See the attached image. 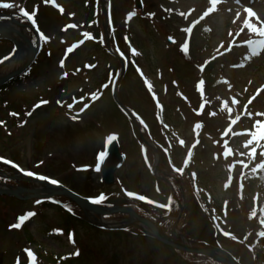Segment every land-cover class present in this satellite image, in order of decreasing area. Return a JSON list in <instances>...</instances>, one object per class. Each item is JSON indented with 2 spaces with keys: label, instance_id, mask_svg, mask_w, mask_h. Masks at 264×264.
<instances>
[{
  "label": "rangeland",
  "instance_id": "1",
  "mask_svg": "<svg viewBox=\"0 0 264 264\" xmlns=\"http://www.w3.org/2000/svg\"><path fill=\"white\" fill-rule=\"evenodd\" d=\"M5 1L20 3L27 9H30L28 5L34 6L33 4H35L33 0ZM42 1L44 2V0ZM65 1L68 8L65 17L58 11L46 12L45 10H42L43 12L39 16V21L41 22L38 21L46 34H50L53 37L52 40H47L46 46L57 49V51H62L65 44L70 45L75 41V37H71L73 33L81 35L83 32V27L80 22L78 27L73 28L70 34L65 38L66 31L62 30L72 28V25L68 27L67 23L73 24L74 21L77 20L74 13L82 15L81 17L78 15V21L88 20V16H86L87 11L82 10L79 0ZM143 1L146 2L147 5L142 12V22H140V24L132 22L135 21L133 19L134 14L132 10L134 9V6L132 0L110 1L113 5L112 13L115 16L118 25L121 27L120 35L125 32H132L133 36L138 35L141 40L145 42L147 51L150 49L152 51V45H150L151 39L152 36L156 34V38L160 45L157 64L160 69L153 67L154 69L152 68L150 71V74L152 75H150V78L153 81L155 88L161 93L162 99L166 103L167 110H170V120L173 121L177 128L176 130L181 132L182 134L180 135L187 139L185 145L190 144L186 155H188L189 150H191L188 159L191 160L190 157L193 158L192 168L197 171L199 184L205 187L209 195L217 198L218 202H226L227 199L229 200L231 198L232 194L227 191L224 192L223 189L229 184L230 177L239 173V162L244 161V165H246L247 162L236 155L235 158H232L230 146L236 142L235 139L233 141L217 140L219 139L218 135L220 133L230 130L232 131L236 128L235 125H232L233 119L236 115L229 117L227 113H225V108L221 107V104L219 108L218 105L220 100L215 95V93H220L221 89L226 88V86L224 84L221 86L218 85L217 82L220 79H212L213 81L204 80L208 86L214 83L213 91L215 93H213L212 90L208 92L210 101L204 107L205 109L202 115L197 116L191 113L189 114V110L185 104L190 103L191 107L196 108L200 101V99L197 98L195 83H199L200 80H197L201 78V73H198L199 75L197 76L198 71H196L195 65H193L184 75L182 73L183 66L187 67V65H189L181 54L185 50L182 47H171L168 45L167 41L168 37H174L177 40L178 46L185 44L184 35L187 33L182 31H184V28L188 23L187 21L185 22L186 12L187 8L195 0H181L174 2V4L169 6V8H171L169 14L163 12V8L166 4L165 1ZM226 3L228 8L219 9L218 13L213 16L210 15L209 18L211 23H216L220 26L215 29L216 35L212 40L213 46L216 45V48L223 46V44L229 45L230 41L241 43L243 40L242 34L238 39L237 37L234 38L236 30L240 28L241 24H243L242 19L236 16V13H240L242 9L237 7L236 0H226ZM258 5L254 7L256 15L257 17L264 18V11H258V8L264 10V0H261ZM230 8L233 10L231 11ZM29 11L31 13V10ZM130 13H132V15H129ZM163 15L166 16V19L164 23H160L159 17ZM194 19V17L188 18L190 21H194ZM232 25L234 26L232 27ZM231 28L233 29L232 31L230 30ZM251 35L252 34L246 33L245 38L251 37ZM127 41L128 40L125 39L123 42L122 39L118 42L120 44L122 43L124 47H127L125 45V42L127 43ZM220 42H223V44L220 45ZM193 43V50L195 49V46H197L195 43L201 44L199 41H194L191 44ZM236 47L237 46H234L233 50ZM256 47L259 46L256 45ZM9 49V45L0 43V57L8 53ZM216 52V50L209 51L208 53H196L193 51L192 54H198L195 63L203 66V63ZM263 52L264 49L259 47L257 52H254L258 54L253 53L256 57L251 56L248 52H244L237 57L231 55L224 58V61L229 63L234 61L233 59L237 61L239 56H243V61L251 60V62L260 69L263 67L262 70L259 69L255 73H253L254 68L252 67L247 70H242V72H238L244 64L242 63L239 65V63H234V66L231 65L234 72L227 71L228 75L234 79L238 90L235 91L233 87L231 88L230 84L232 83L227 80L226 85L230 87L232 93L231 90L224 89L221 91L220 96L226 97L227 100L232 99V96L239 98V100L244 98L243 104H238V107H240L239 111L244 110L245 102L253 96V91L264 81V54L261 56ZM233 53L237 54L238 50H235L232 54ZM85 60L95 62V67L91 69V71H86L85 75L79 76L75 66H82V63ZM111 60L114 61L112 58ZM111 60L109 59L108 63H110ZM142 61L143 60H141V63L143 65ZM39 64H41V67L33 71V94L24 101H28L32 98L35 99V94L41 95V91H44L45 89V92L47 93L45 97H49L50 100L53 101L55 95L61 92L64 94L65 92L70 91L71 86H74L71 88L72 90L76 89L75 92L78 94V87L82 88L90 97V102L94 103L102 92L98 89L99 84L107 80L105 59L101 55V51L92 44L81 49V51L70 60L72 70L69 72V76L63 77V79L61 78L62 80L57 79L56 83L49 79L50 81L47 86L45 84L42 85L44 79L46 77L48 78L47 73L40 74L44 71L43 67H47L46 59L43 54L38 59V65ZM143 66L148 67L147 63ZM231 67H228V70H230ZM200 70L201 67L199 68V71ZM48 74L51 75L52 73L48 72ZM137 75V70L130 73V78L127 79L122 88H120L123 97L127 98L132 103L130 105L128 103L127 105L129 106H135L142 102V100H140L139 90L134 87L137 83ZM175 84L177 85L175 86ZM245 84L250 85V89L246 92L244 88ZM28 85L29 82L19 84L21 89L20 92H24L25 95H28L27 92L22 91ZM6 93V99L4 101H8L9 103L6 104V106L2 105L0 109V113L4 115V118H7V112L10 108L14 109L18 107V103L12 104L15 103V101H11L18 96V91L16 90V92L13 93V89L10 88ZM92 93L96 94L95 97L91 95ZM121 99L124 101L122 97ZM100 100L95 103L89 112L79 117L81 121H75L74 119V123L71 122L73 121L72 115L70 116V122L65 119L64 108L60 109L55 107L50 116H45V114L40 116V120L44 118L43 120L38 122V117L31 119V122L34 123V125L37 124L34 131L27 129L29 128L28 126L22 127L27 120L26 115L31 110L27 111L24 119L20 122L21 129L19 134H12L11 137H8L6 132L3 133L0 130V133L2 134L0 135V155L10 158L22 168L30 169L55 178L71 187L76 192H80V194L82 193L84 196L98 197L100 194L108 196L115 190L102 184L100 166L99 170H97V165L100 163V159L98 158L99 153L101 151L104 152L105 150L108 133L116 131L121 134V145L125 148L124 151L127 150L126 163L124 164V167L118 171V176L122 179V185L124 186L122 187L138 192L140 191L149 196L153 194L156 197L158 196L160 200H165L169 192L167 186H165L164 183H160L158 188L154 190L153 176H151V173L148 172L147 167H145L141 161L139 155V150H141V148L131 134V126L127 121H121L122 119L119 117L118 113L112 109V101L110 99L109 91H107L105 97L101 101ZM234 100L235 103H237V100ZM253 105L255 109L258 110L257 116L264 118V115H259L264 114V96L257 102H254ZM60 106L62 107V105ZM228 106H231L230 103H228ZM135 107L139 111H142L150 120L152 119L150 116V107H146V109L141 108L139 105ZM67 109L71 110L68 107ZM183 111H185V118ZM248 112L249 110L245 112V115L248 114ZM202 122H204V126L201 127V131L197 132V128L194 130L193 123L201 124ZM155 128V130H157L159 127L157 126ZM176 130H173L174 138L179 135ZM191 130L194 132L193 135ZM197 134L199 143L198 146L193 149L192 145L196 142L195 137ZM241 136H247L242 140V147L245 149L244 145L249 139H251V136L248 135V133L242 134ZM185 149L186 148H184V150ZM225 153H227V155H225ZM154 160L152 161V164ZM237 161L238 163L236 164ZM29 187H37V184ZM118 187L119 186H117V188ZM160 192L161 194L159 196L158 193ZM121 198L122 196L118 197L119 200H122ZM63 201H66V199H63ZM234 203L236 202L231 203L230 207V224L232 223L233 214L236 218L234 225L231 224L232 227H234V230H232L241 235L251 227L250 223L246 221V212L248 208L244 206L241 208L238 203H236L237 211L234 212L232 211V208L235 206ZM29 208H33V206L28 202L0 197V252L4 255V257H0L5 260L3 261L0 259V264H12L14 259L24 255L26 256V249L27 251L30 250L33 255H35L34 248L36 245L38 248H41V253H52L54 256L56 255L59 257L71 256L74 249L67 239V232L69 230H76L75 232L77 233H75L76 235L73 233L70 235V239L74 243L76 250L74 252L75 259L70 261L69 264H187L179 259L180 256L178 254H175L177 255L175 257L171 251L159 246L156 242L143 240L139 237H131L134 234L125 235L118 234L119 232L89 231L87 226L79 221L77 222L72 216H63L61 213H56L51 210H42L41 208L38 217L35 219L36 222L28 224L29 227L36 228L43 224L45 220H49L50 228L59 227L63 229H59L60 232L58 235L50 236H43L41 229H34V239L36 240L34 242L35 245L32 243L33 239L28 226L22 229H19L20 227H14V225L18 223L17 220L20 215L23 214L22 212ZM31 210L38 211V208L35 207ZM28 213V211L25 212V215ZM74 214H80V210L74 209ZM41 215L42 217H40ZM191 215L194 223L200 222V219L193 216V212ZM86 217L91 218L92 216L88 215ZM187 218L189 219V216ZM27 223L28 221L23 223V225ZM210 226V222L209 226L207 223H205L204 226H200L204 232H200V237L204 239L211 237L209 235ZM43 229L47 231L46 227H43ZM101 233L112 234V236ZM210 233L212 235L211 228ZM29 242L32 243L30 246H28L30 244ZM161 249L164 250L161 251ZM244 256L245 257L242 258L244 264L252 263L250 262L249 254L247 252H245ZM28 259H30L29 256Z\"/></svg>",
  "mask_w": 264,
  "mask_h": 264
},
{
  "label": "snow or ice",
  "instance_id": "2",
  "mask_svg": "<svg viewBox=\"0 0 264 264\" xmlns=\"http://www.w3.org/2000/svg\"><path fill=\"white\" fill-rule=\"evenodd\" d=\"M45 2L53 3V4H54V3H55V0H45ZM220 2H221V0H209V5H210V6H209V7L207 8V10L203 13V15H204V16H207L209 13L215 11V10H216V5H217L218 3H220ZM236 2H237V3H240V0H236ZM14 6H15V5H13V4H11V3H6V2H4V0H0V7L8 8V7H14ZM56 6L59 7V5H56ZM19 11L22 13L23 16H25V17H27V18H29V19H32V14H31L29 11H27L26 9H24L23 7L19 8ZM60 11L63 12V8H61ZM243 11H244L245 13H247V17H240V13H239V12L236 13V16H237V17H240L241 19H243V21H244V25H245V27H246L248 30H251L252 32L257 33L259 36L264 37V18L257 17L256 13L253 11V9H252L251 7H244V8H243ZM70 15H71V14H70ZM129 15H132V13H130ZM150 15H154V14H150ZM251 17H256L257 21L260 23V27H257L256 24L249 22V18H251ZM202 18H203V17H201V19H202ZM33 22H34V21H33ZM72 27H76V25H72ZM185 31L190 32L191 29H185ZM242 31H243V29H242ZM84 35L87 36L88 33L85 32ZM41 38H43V39H48V37L44 36L43 33H41ZM172 39H173L172 37H169V40H172ZM246 43H248V44H252V43H254V41H252V40H248V41H246ZM260 45H261L262 48H264V40H261V41H260ZM182 48H183L185 51H187V49H188V44H187V43L183 44V45H182ZM69 51H71V48L69 49ZM131 51H132V53H133L134 55L137 54V53H136V50H135L134 48L131 49ZM254 54H258V53H254ZM61 65H63V61H61ZM200 67H201V70H202V69H203V66H200ZM137 71H140L139 68L137 69ZM141 74H142V73H141ZM64 75L66 76L67 73H64ZM173 83H175V82H173ZM199 83H200V84H203L204 82L201 80ZM102 87H107V85H103ZM150 87H151V85H149V88H150ZM91 95H92L93 97H95L96 94H95V93H92ZM249 102H251V101H249ZM47 103H48L47 100H41L37 105H34V108L39 107L40 104H47ZM60 103H61L60 101H57V104H60ZM68 107L71 108L72 105H68ZM87 107H88V105L85 104V105H84V108H87ZM84 108H81L80 111L82 112V111L84 110ZM28 114L30 115V113H28ZM249 115H251V113H249ZM259 115H264V114H259ZM72 118H73V119H77L76 116H73ZM0 123H2V122H0ZM257 126L259 127V131H258V132H257V131H252V132H250L249 135L251 136V139H249V140L245 143V145H244V147L248 149L247 153H241V155H245V154L248 155L249 158H250L251 160H253V161H255L256 156H257V152H256V147H255V146H256L257 144H259V146H260L262 149H264V144H260V141H264V121L257 120V121H256V124H255L253 127H257ZM196 127H197V128H200L201 125H200V124H197ZM114 139H115V135H109V136L107 137V142H111V141H113ZM180 143L183 144L184 142H183V141H180ZM194 146H195V145H193V147H194ZM190 153H191V150H189V154H190ZM105 155H106V153L103 152V151H101V152L99 153V157H98V158H99L100 160H103L104 157H105ZM225 155H227V153H225ZM260 155H261L262 157H264V152H261ZM0 160L4 161L5 163L13 164V166H15V167H19L18 165H15L14 162H12V161H10V160H6L4 157H0ZM187 163H188V161L185 160V165H187ZM256 167L261 168V169H264V159H261L260 162H259V164L256 165ZM97 170H99V164L97 165ZM253 170H255V169H253ZM21 171H24V170L21 169ZM176 171L182 173V172H183V168L176 169ZM26 174L29 175V176H37L39 179L49 181V182H50L51 184H53V185H56V184L59 183V181H57L56 179H53V178H50V177H47V176H43V175H39V174H37V173H33V172H31V171H28ZM192 175H193V178H195V175H196V174L193 173ZM226 186H227V185H226ZM126 195H127L128 197H136V198H138V199L141 200V201H145V200H147V197H146L145 195H138L137 193L132 192V191H127V190H126ZM104 199H105L104 194H100L98 197L92 198L93 203H100V202H102ZM40 202H41V201H39V200L36 201V203H40ZM148 202H149V203H155L154 201H148ZM159 206H160V207H168V205H166V204H162V205H159ZM31 215H34V213L29 212V213L27 214V216H31ZM25 219H27L26 216H21V217H19V220H20V221H24ZM14 227H17V228H18V227H20V224L17 223L16 225H14ZM224 235H225V236H228V235H230V234H229L228 232H224ZM260 235H261V236H264V232L260 233ZM233 239H235V237H233ZM27 254H28L29 257H32V256H33V253H32L30 250L27 251Z\"/></svg>",
  "mask_w": 264,
  "mask_h": 264
},
{
  "label": "water",
  "instance_id": "3",
  "mask_svg": "<svg viewBox=\"0 0 264 264\" xmlns=\"http://www.w3.org/2000/svg\"><path fill=\"white\" fill-rule=\"evenodd\" d=\"M7 31L9 32V30H7ZM3 32H6V31H3ZM16 43H17V45H19L18 41H16ZM36 54H37V48H33L32 53L29 55V58L27 59V63L23 64L22 59H20L19 65L21 66V68L15 69L10 74H7L5 77L1 78L0 84H2L5 81L15 77L16 75L21 73L24 69L29 67L31 65V63L34 61ZM109 146H110L109 153L103 161V174H104V178L107 182H113V173L115 172V170L117 168L120 167V165L122 163V159H121L120 155H118V153H117V145L115 144V142L113 143V141H111ZM0 193H2L1 190H0ZM94 209L97 211H101L97 208H94ZM197 251L204 253V254L207 253L209 255H214V253L210 249L197 250Z\"/></svg>",
  "mask_w": 264,
  "mask_h": 264
},
{
  "label": "trees",
  "instance_id": "4",
  "mask_svg": "<svg viewBox=\"0 0 264 264\" xmlns=\"http://www.w3.org/2000/svg\"><path fill=\"white\" fill-rule=\"evenodd\" d=\"M19 80V79H18ZM261 257H264V251L263 250H261L259 253H258V258H259V260H261ZM47 264H55L56 262H55V260L53 259V258H49V256H48V258H47ZM50 261H54V263H50ZM65 262H61L60 264H64Z\"/></svg>",
  "mask_w": 264,
  "mask_h": 264
},
{
  "label": "bare ground",
  "instance_id": "5",
  "mask_svg": "<svg viewBox=\"0 0 264 264\" xmlns=\"http://www.w3.org/2000/svg\"><path fill=\"white\" fill-rule=\"evenodd\" d=\"M11 66L15 68V67L17 66V63H15V64H13V65H11Z\"/></svg>",
  "mask_w": 264,
  "mask_h": 264
}]
</instances>
